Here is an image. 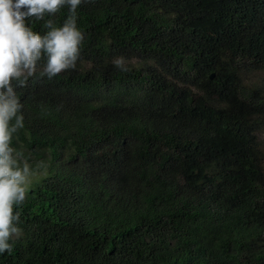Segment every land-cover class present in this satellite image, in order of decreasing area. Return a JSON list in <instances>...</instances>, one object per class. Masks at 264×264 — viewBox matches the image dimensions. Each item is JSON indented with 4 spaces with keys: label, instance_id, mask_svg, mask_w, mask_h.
Instances as JSON below:
<instances>
[{
    "label": "trees",
    "instance_id": "16d2710c",
    "mask_svg": "<svg viewBox=\"0 0 264 264\" xmlns=\"http://www.w3.org/2000/svg\"><path fill=\"white\" fill-rule=\"evenodd\" d=\"M76 16V67L49 79L42 55L15 87L10 147L32 174L0 264H264V84L246 79L264 72V0H82Z\"/></svg>",
    "mask_w": 264,
    "mask_h": 264
},
{
    "label": "clouds",
    "instance_id": "9594fccd",
    "mask_svg": "<svg viewBox=\"0 0 264 264\" xmlns=\"http://www.w3.org/2000/svg\"><path fill=\"white\" fill-rule=\"evenodd\" d=\"M81 3L82 0H0V254L11 252L10 241L21 234L20 214H13V206L25 201V185L32 174L29 164H18L10 147L13 134L23 127L22 105L15 87L25 86L28 78L36 74L42 55L47 59L40 75L49 79L76 67L84 40L76 23V9ZM62 6L69 9L62 27L49 19L44 25L48 31L42 36L25 26L27 18L42 20L46 13L53 15ZM113 65L122 72L130 71L122 56L114 58Z\"/></svg>",
    "mask_w": 264,
    "mask_h": 264
},
{
    "label": "rangeland",
    "instance_id": "374dc122",
    "mask_svg": "<svg viewBox=\"0 0 264 264\" xmlns=\"http://www.w3.org/2000/svg\"><path fill=\"white\" fill-rule=\"evenodd\" d=\"M246 79L251 80L252 83L254 84H264V72H255V73H250ZM262 118H264L262 116ZM257 141L259 146L262 149V152L264 153V129L259 131L256 135ZM28 183V181H27Z\"/></svg>",
    "mask_w": 264,
    "mask_h": 264
},
{
    "label": "water",
    "instance_id": "95a60500",
    "mask_svg": "<svg viewBox=\"0 0 264 264\" xmlns=\"http://www.w3.org/2000/svg\"><path fill=\"white\" fill-rule=\"evenodd\" d=\"M212 77H213V75L210 76V78H212Z\"/></svg>",
    "mask_w": 264,
    "mask_h": 264
}]
</instances>
